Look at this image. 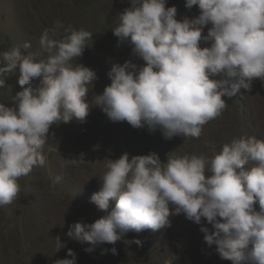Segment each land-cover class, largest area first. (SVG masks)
<instances>
[{
    "label": "clouds",
    "instance_id": "9594fccd",
    "mask_svg": "<svg viewBox=\"0 0 264 264\" xmlns=\"http://www.w3.org/2000/svg\"><path fill=\"white\" fill-rule=\"evenodd\" d=\"M129 2L131 7L117 16L112 31L118 43H129L133 55L145 63L112 64L110 84L94 101L109 120L146 126L150 132L159 129L164 139L199 138L203 126L226 108L223 97L251 91L256 79L264 82V0H186L185 7L195 5L200 14L181 20L166 0ZM63 27L57 21L55 29L40 36L44 59H37L39 53L22 55L19 47L0 54V88L5 74L17 71L22 88L11 97L12 107L0 103V207L17 199L20 177L45 165L50 126L74 119L83 123L93 106L86 97L96 73L73 63L92 33L69 25L62 38H54ZM201 42L208 46L201 47ZM22 48L27 52L31 44L25 42ZM79 160L83 154L64 158L62 167ZM107 161L100 188L90 197L106 214L91 224L73 223L67 232L89 245L86 252L100 244L114 245L130 231L166 229L170 217L184 214L201 225L204 242L215 245L221 259L264 264V140L233 138L218 152L213 149L211 157L167 155L161 163L155 152L131 158L125 152ZM55 241L63 245L59 237ZM124 242L141 245L137 239ZM110 251L116 254L115 248ZM67 256L71 259L55 264H75L71 249Z\"/></svg>",
    "mask_w": 264,
    "mask_h": 264
},
{
    "label": "rangeland",
    "instance_id": "374dc122",
    "mask_svg": "<svg viewBox=\"0 0 264 264\" xmlns=\"http://www.w3.org/2000/svg\"><path fill=\"white\" fill-rule=\"evenodd\" d=\"M128 1L0 0V54L19 47L22 55L39 53L37 59H44L47 54L40 50V36L45 29H55L60 21L64 27L57 30L56 39L63 37L69 25L92 33L83 55L73 63L89 67L97 77L93 86L88 85L86 100L93 106L85 122L74 119L51 125L49 143L43 149L45 165L33 167L29 175L20 177L17 199L0 207V264H55L59 259H71L67 256L69 249L76 254L75 264H231L219 257L215 245H206L199 231L201 225L184 214L170 217L171 226L166 229L130 231L114 245L100 244L92 252L85 251L87 243L67 236L73 223L91 224L106 214L90 202V197L100 188L99 178L106 171L107 159H118L125 152L130 158L155 152L161 163H166L167 155L211 157L213 149L218 152L233 138L254 136L264 140V82L259 79L253 81L251 91L241 89L231 98L223 97L226 108L203 126L199 138L164 139L159 129L150 132L146 126L133 128L126 121L113 122L94 105L95 95L110 84L107 72L112 64L126 60L138 66L145 63L133 55L129 43H118L112 31ZM185 3L186 0H166V7H176L177 20L200 14L197 6L187 9ZM208 27L203 34H207ZM25 42L31 44L27 52L22 48ZM200 46L208 45L201 42ZM18 74L3 77L0 103L6 107L13 106L11 97L22 90ZM38 82V78L33 80L31 86L35 88ZM81 154L83 160L76 165L62 167L64 158H79ZM57 176L62 177L59 182H55ZM112 206L114 202L110 201ZM255 207L258 211L259 206ZM201 224L211 231L203 218ZM57 237L64 246L57 245ZM134 239L141 245L124 242ZM112 248L116 249L115 255Z\"/></svg>",
    "mask_w": 264,
    "mask_h": 264
},
{
    "label": "water",
    "instance_id": "95a60500",
    "mask_svg": "<svg viewBox=\"0 0 264 264\" xmlns=\"http://www.w3.org/2000/svg\"><path fill=\"white\" fill-rule=\"evenodd\" d=\"M123 6L126 7V8H130L131 4L128 1V2H125ZM193 16H194L193 14H189V15H187V18L191 19Z\"/></svg>",
    "mask_w": 264,
    "mask_h": 264
}]
</instances>
